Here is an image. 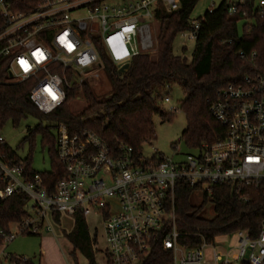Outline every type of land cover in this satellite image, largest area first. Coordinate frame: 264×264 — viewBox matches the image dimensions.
Listing matches in <instances>:
<instances>
[{
  "label": "built area",
  "instance_id": "2783aa9c",
  "mask_svg": "<svg viewBox=\"0 0 264 264\" xmlns=\"http://www.w3.org/2000/svg\"><path fill=\"white\" fill-rule=\"evenodd\" d=\"M159 1L170 11L180 4V0L114 4L104 0H0V62L5 63L10 81H34L31 101L42 113L50 114L67 101L70 90L80 94L87 79L100 77L90 72L104 68L95 38L118 68L153 48L147 19H154ZM225 1L229 13L235 14L237 5L247 0ZM254 2L264 15V0ZM25 4L30 8L24 10ZM81 9L89 15L72 16ZM95 20L103 28L100 34L92 26ZM200 25V20L192 21L182 33L196 40ZM163 101H170L168 92ZM210 110L226 127L225 138L204 143L181 159L146 158L124 144L112 148L89 128L72 129L58 122L56 154L65 175L52 192L38 172L28 171L23 159L15 161L0 154V203L13 195L27 197V215L7 226L0 224V239L11 242L19 234L52 233L55 214L79 213L88 224L92 217L94 231L103 233L109 264H140L159 242L172 252V264H264V220L255 236L246 230L236 232L238 252L232 255L213 249L207 257L204 247L209 242L205 239L193 247L179 242L182 234L175 214L179 182L208 196L218 183L255 187L264 193V77L228 84L217 93ZM2 144L6 143L0 135ZM6 258L11 264L30 261L21 256Z\"/></svg>",
  "mask_w": 264,
  "mask_h": 264
},
{
  "label": "trees",
  "instance_id": "16d2710c",
  "mask_svg": "<svg viewBox=\"0 0 264 264\" xmlns=\"http://www.w3.org/2000/svg\"><path fill=\"white\" fill-rule=\"evenodd\" d=\"M199 1L180 0L179 8L171 11L159 1L154 10V20L159 22L155 56L141 52L130 61L125 71L110 61L102 44L95 38L111 91L107 97L99 98L86 81L80 91L86 106L79 112L70 109V101L79 95V91L70 90L67 101L57 110L42 113L30 98L34 81H10L5 63L0 62V128L8 121L18 125L29 115L52 123L28 129L25 138L33 143L35 134H42L43 147H49L51 168L40 172L32 167L30 157L24 159L28 171L32 174L38 172L51 192L56 181L65 175L57 158L56 137L52 132L58 122H64L72 129L89 128L110 147L118 148L124 144L138 154L142 152V145L155 136L153 117L160 115L164 120L173 117L174 112H166L161 103L162 92L172 84L179 85L183 92L181 109L187 125L182 138L190 152H195L204 143L213 144L225 138L226 127L216 120L210 106L217 93L228 84H242L247 77H264V15L259 14L254 0L238 4L235 14L229 13L225 0L207 9L196 19L201 25L189 62L186 57L173 54V41L179 33L190 28V17ZM29 8L26 4L23 7L24 10ZM241 20L244 23L240 34L238 23ZM0 154L15 161L22 160L7 144L0 145ZM197 191L182 182L176 186L175 214L182 245L197 246L203 239L211 242L219 235L239 230H246L252 236L260 232L264 220V193L259 188L218 183L210 196L204 193L200 205L193 202ZM208 200L214 207L212 218L202 214ZM26 202L25 195H13L3 200L0 203V224L7 226L24 218L27 215ZM54 220L60 225L61 214H55ZM65 235L72 245L71 255L76 264L77 251L87 259V264H97L95 244L98 238L91 234L83 215H74L73 227ZM3 243L0 239V244ZM26 264L34 263L30 260ZM140 264H172V252L159 242Z\"/></svg>",
  "mask_w": 264,
  "mask_h": 264
},
{
  "label": "rangeland",
  "instance_id": "374dc122",
  "mask_svg": "<svg viewBox=\"0 0 264 264\" xmlns=\"http://www.w3.org/2000/svg\"><path fill=\"white\" fill-rule=\"evenodd\" d=\"M126 0H104L106 4H114L117 2H124ZM223 0H200L191 14V20L195 21L198 17L203 16L205 11L212 6L218 5ZM89 14L87 9H81L72 14L74 17L85 18ZM152 29V38L154 41L153 48L149 51L154 57L156 52V37L159 33V22L154 19H147ZM244 20L238 23L239 33H242V26ZM100 34L103 30L100 23L96 20L92 25ZM196 46L194 39L184 36L181 32L173 41L172 52L175 56L186 57L190 62L192 60L193 52ZM90 72H98L99 78H89L87 81L92 87L94 93L99 98H105L110 94L111 84L107 78L104 68L95 67ZM168 92L170 97L169 102L162 103V107L166 112L173 109V117L171 120H164L160 115L153 117L155 125V136L142 145V154L146 158L153 156L173 157L174 159H181L185 154L190 152V149L184 143L182 138L183 131L187 125L185 113L181 109V100L183 99V92L179 85L172 84L170 88L164 89L162 92L165 95ZM86 106V100L82 95H78L70 101V109L73 112H79ZM174 109H176L174 111ZM43 127L52 125L46 119L38 118L29 115L14 125L11 121L0 128V135L3 137L5 143L16 151L21 159L31 158V165L37 171H46L51 168V157L49 147H43L42 134L40 132L35 134L34 142L25 139L28 135V129H34L36 126ZM56 133V130H52ZM204 193L197 191L193 195V202L197 205L202 204ZM203 216L212 218L215 215L213 204L210 200L204 206ZM88 224L92 235L97 236L98 242L95 244L96 261L97 264H108L105 249L106 243L104 235L101 231L95 232V224L92 222ZM74 215L61 214V224L53 223L54 231L52 233H42L41 235L19 234L11 242H4L0 244V257L3 264H11L8 254L26 257L34 264H76L71 255L72 245L66 238L65 232H69L73 227ZM14 229V227H12ZM239 236L238 234L219 235L204 247V253L207 257L211 256L213 249L230 252V255L238 252ZM4 252V253H1ZM78 264H87V259L79 252H76Z\"/></svg>",
  "mask_w": 264,
  "mask_h": 264
},
{
  "label": "water",
  "instance_id": "95a60500",
  "mask_svg": "<svg viewBox=\"0 0 264 264\" xmlns=\"http://www.w3.org/2000/svg\"><path fill=\"white\" fill-rule=\"evenodd\" d=\"M128 67H129V63H125V64H123L119 69H120L121 71H125Z\"/></svg>",
  "mask_w": 264,
  "mask_h": 264
},
{
  "label": "crops",
  "instance_id": "0c3cea01",
  "mask_svg": "<svg viewBox=\"0 0 264 264\" xmlns=\"http://www.w3.org/2000/svg\"><path fill=\"white\" fill-rule=\"evenodd\" d=\"M1 253H4V252L1 251ZM8 255L9 256H17V255H12V254H8ZM43 264H45V263L43 262Z\"/></svg>",
  "mask_w": 264,
  "mask_h": 264
},
{
  "label": "snow or ice",
  "instance_id": "6c2138e0",
  "mask_svg": "<svg viewBox=\"0 0 264 264\" xmlns=\"http://www.w3.org/2000/svg\"><path fill=\"white\" fill-rule=\"evenodd\" d=\"M55 98V97H54Z\"/></svg>",
  "mask_w": 264,
  "mask_h": 264
}]
</instances>
